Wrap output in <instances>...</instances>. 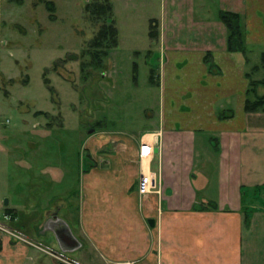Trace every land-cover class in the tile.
I'll use <instances>...</instances> for the list:
<instances>
[{
  "label": "crops",
  "instance_id": "1",
  "mask_svg": "<svg viewBox=\"0 0 264 264\" xmlns=\"http://www.w3.org/2000/svg\"><path fill=\"white\" fill-rule=\"evenodd\" d=\"M220 9L264 49V0H162L156 121L83 136L69 168L25 156L0 189V264H264V111L243 109L260 62L226 49ZM142 171L159 192H136Z\"/></svg>",
  "mask_w": 264,
  "mask_h": 264
},
{
  "label": "rangeland",
  "instance_id": "2",
  "mask_svg": "<svg viewBox=\"0 0 264 264\" xmlns=\"http://www.w3.org/2000/svg\"><path fill=\"white\" fill-rule=\"evenodd\" d=\"M51 1L52 10L47 0H0L2 190L11 191L16 176L23 179L27 155L41 156L34 168L46 157L69 168L83 136L156 121L161 58L147 25L162 0H111L117 41L96 67L84 64L82 53L98 25L84 14L86 0ZM254 52L247 50L245 60H259ZM254 75L264 78L261 66ZM10 218L0 211L1 230L9 231Z\"/></svg>",
  "mask_w": 264,
  "mask_h": 264
},
{
  "label": "trees",
  "instance_id": "3",
  "mask_svg": "<svg viewBox=\"0 0 264 264\" xmlns=\"http://www.w3.org/2000/svg\"><path fill=\"white\" fill-rule=\"evenodd\" d=\"M45 4L49 10L53 9L51 0H47ZM82 8L86 18L92 23L98 24L87 41V46L82 51V53L84 52L88 55V60L84 61V64L96 67L101 64L107 50L114 47L117 41L112 2L111 0H86ZM218 16L226 29V49L229 51H240L244 54L245 46L242 41L238 15L233 11L220 9ZM49 17L52 18L53 16L49 14ZM147 35L150 40H155L157 37V24L153 17L148 18ZM205 60H207L206 57ZM259 62L264 73V49L259 52ZM80 67H83V64L80 63ZM252 67L251 69H253ZM251 69L245 72L248 82L246 96L243 100V109L246 111L257 109L264 111V92L262 94H254V86L258 82L264 84V78L259 80L251 78L249 76ZM149 79L151 80L150 74ZM44 80L47 82L46 78ZM250 93L253 95H249Z\"/></svg>",
  "mask_w": 264,
  "mask_h": 264
},
{
  "label": "built area",
  "instance_id": "4",
  "mask_svg": "<svg viewBox=\"0 0 264 264\" xmlns=\"http://www.w3.org/2000/svg\"><path fill=\"white\" fill-rule=\"evenodd\" d=\"M152 146L147 142H139L137 156L138 158L150 154ZM135 189L139 195H144L149 192H159L155 174L153 171L140 172L136 177Z\"/></svg>",
  "mask_w": 264,
  "mask_h": 264
},
{
  "label": "water",
  "instance_id": "5",
  "mask_svg": "<svg viewBox=\"0 0 264 264\" xmlns=\"http://www.w3.org/2000/svg\"><path fill=\"white\" fill-rule=\"evenodd\" d=\"M154 149H155V148H154ZM3 203H4V204L6 203L5 198H4V200H3ZM147 222H148L149 224H152V219H151V218H148V219H147Z\"/></svg>",
  "mask_w": 264,
  "mask_h": 264
}]
</instances>
